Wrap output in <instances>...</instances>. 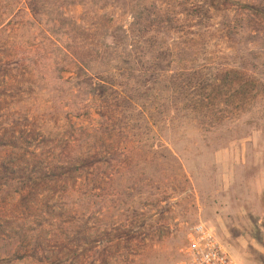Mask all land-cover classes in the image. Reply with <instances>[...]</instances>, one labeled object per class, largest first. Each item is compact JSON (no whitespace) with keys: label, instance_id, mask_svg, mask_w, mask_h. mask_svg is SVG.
<instances>
[{"label":"rangeland","instance_id":"374dc122","mask_svg":"<svg viewBox=\"0 0 264 264\" xmlns=\"http://www.w3.org/2000/svg\"><path fill=\"white\" fill-rule=\"evenodd\" d=\"M198 221L264 264V0H0V264H179Z\"/></svg>","mask_w":264,"mask_h":264},{"label":"built area","instance_id":"2783aa9c","mask_svg":"<svg viewBox=\"0 0 264 264\" xmlns=\"http://www.w3.org/2000/svg\"><path fill=\"white\" fill-rule=\"evenodd\" d=\"M179 264H242L205 223L198 221L186 232Z\"/></svg>","mask_w":264,"mask_h":264},{"label":"trees","instance_id":"16d2710c","mask_svg":"<svg viewBox=\"0 0 264 264\" xmlns=\"http://www.w3.org/2000/svg\"><path fill=\"white\" fill-rule=\"evenodd\" d=\"M128 31H129V30H125V31H124V36L127 35V37H129V33H128ZM124 36H123V37H124ZM125 38H126V37H125ZM67 48H68V51H69L72 55H74L75 59L80 63V66H81L82 68H83L84 66H87L88 69L90 68L89 63L86 62V60H84V58H83L81 55L77 54V53H78L77 51H74L73 49H71V47H70L71 50L69 49V47H67ZM125 52H127V51H124V53H125ZM128 54H131V51H130ZM131 64H132L131 61L128 62L127 60H125V61H124V64L117 65V67H119V68L122 69V70H127V69H129V67H132ZM107 82H108V81H107Z\"/></svg>","mask_w":264,"mask_h":264}]
</instances>
